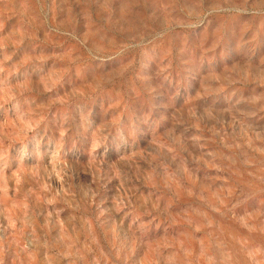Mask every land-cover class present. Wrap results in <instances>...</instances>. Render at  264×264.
Returning <instances> with one entry per match:
<instances>
[{"label": "rangeland", "instance_id": "obj_1", "mask_svg": "<svg viewBox=\"0 0 264 264\" xmlns=\"http://www.w3.org/2000/svg\"><path fill=\"white\" fill-rule=\"evenodd\" d=\"M0 264H264V0H0Z\"/></svg>", "mask_w": 264, "mask_h": 264}]
</instances>
